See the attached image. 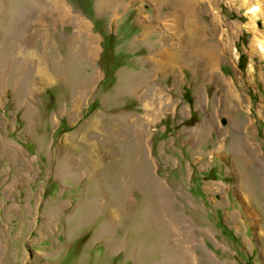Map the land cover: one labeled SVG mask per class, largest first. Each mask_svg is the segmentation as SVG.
<instances>
[{
	"label": "rangeland",
	"instance_id": "obj_1",
	"mask_svg": "<svg viewBox=\"0 0 264 264\" xmlns=\"http://www.w3.org/2000/svg\"><path fill=\"white\" fill-rule=\"evenodd\" d=\"M18 1L0 0V264H264L258 1L189 0L176 22L174 0H41L21 56L10 31L40 2Z\"/></svg>",
	"mask_w": 264,
	"mask_h": 264
},
{
	"label": "crops",
	"instance_id": "obj_2",
	"mask_svg": "<svg viewBox=\"0 0 264 264\" xmlns=\"http://www.w3.org/2000/svg\"><path fill=\"white\" fill-rule=\"evenodd\" d=\"M29 1H39L40 3H39V5L37 6V8H36V10H35V12L33 13V14H30V15H27V16H22L23 17V19H25V21L28 19V21H27V25L25 26V29L23 30L24 31V33L22 34V38L20 37V35H19V37L17 36V34H18V30L15 32V31H10V32H14L15 33V35L16 36H14V38H12L11 40H10V44H12L11 42H14V43H16V45H14L15 46V51H14V53L16 54V55H19V56H21V55H23V52L24 51H26L27 50V48L25 47L26 46V39H28L29 37H34L35 38V40H37V42H39V44H37V49L38 50H40V48L39 47H41V16H42V11H41V0H29ZM6 3H8V0H6ZM23 3H25L24 2V0H21V1H18L17 3H16V7L15 8H17V10H19V7L21 6V4H23ZM15 15H13V17H12V19H11V22H13V23H16V17H14ZM27 17V18H26ZM24 22V21H23ZM8 28H9V26H8ZM10 44H7L6 43V45H5V48H7V46L9 47V49H10ZM11 50H13V49H11ZM27 52H29V51H27ZM24 54H27V53H24ZM28 55L29 54H27L26 56H27V58H29V59H31V57H33V56H30V57H28ZM33 55V54H32ZM40 56V58H41V54L39 55ZM32 60V59H31ZM33 60H35V58L33 59ZM38 60V59H37ZM33 72H34V74H38L39 75V78H37L36 77V75H35V78L34 79H36L37 78V80H33L32 81V84L36 81V86H38L39 84H41V74H43L42 73V70H41V61L40 60H38V66L37 67H35L34 66V70H33ZM49 81H51V80H49ZM49 81H44V82H49ZM34 85V84H33ZM36 89H39L38 91L36 90ZM40 94L41 93V86H38V87H35L34 86V88L31 90V92L30 93H28V94H26V95H23L21 98H22V100L24 101V103L26 104V105H28L29 103H30V99L33 97V95H35V94ZM31 135V134H30Z\"/></svg>",
	"mask_w": 264,
	"mask_h": 264
},
{
	"label": "bare ground",
	"instance_id": "obj_3",
	"mask_svg": "<svg viewBox=\"0 0 264 264\" xmlns=\"http://www.w3.org/2000/svg\"><path fill=\"white\" fill-rule=\"evenodd\" d=\"M167 1H173V0H167ZM175 2V5H174V7H173V12H172V14L173 15H175V19H176V22H180V21H183V20H185L186 21V19L189 17V14L191 13V10L186 6V3L189 1V0H174ZM198 1V0H197ZM199 1H201V0H199ZM204 1V0H203ZM207 1V0H206ZM244 1V0H243ZM258 1V3L257 4H254L253 6V8L252 9H248V10H250V13H254L256 10H262L263 12H264V0H257ZM158 2V1H157ZM252 5H250V7H251ZM180 10V11H179ZM195 10V9H194ZM256 14V13H255ZM192 15V14H191ZM188 16V17H187ZM193 16V15H192ZM191 16V17H192ZM215 16V15H214ZM172 18V17H171ZM198 19V18H197ZM218 18H216V17H214V21L215 20H217ZM171 21V20H170ZM199 21V20H198ZM82 22V21H81ZM217 22V21H216ZM83 24V23H82ZM170 24H171V22H170ZM81 25V24H80ZM84 25V24H83ZM169 25V24H168ZM191 25V24H190ZM87 26V25H86ZM187 27V26H186ZM81 28V27H80ZM202 28L204 29V27L202 26ZM85 30V29H84ZM201 30V29H200ZM88 32V31H87ZM200 32V31H199ZM171 33V32H170ZM173 33V32H172ZM175 34V33H174ZM222 34V33H221ZM176 35V34H175ZM223 35V34H222ZM85 37H86V34L84 35ZM204 36H205V33H204ZM221 36V35H220ZM88 37V36H87ZM86 37V38H87ZM222 37V36H221ZM91 38V37H90ZM92 38H94V37H92ZM175 38V37H174ZM203 38V37H202ZM84 39V38H83ZM193 39H194V37H193ZM82 40V39H81ZM81 40H79V41H81ZM88 40V39H87ZM87 40H85V41H87ZM176 40H178V39H176ZM198 40V39H197ZM204 40V39H203ZM220 40V39H219ZM84 41V42H85ZM89 41V40H88ZM93 41V40H92ZM196 41V40H195ZM199 41V40H198ZM197 41V42H198ZM91 42V41H90ZM190 42V41H189ZM89 43V42H88ZM93 43V42H92ZM82 44V43H81ZM84 45V44H83ZM87 45V44H86ZM85 45V46H86ZM91 45V44H90ZM93 45H94V43H93ZM257 46H259L260 48H264V45H263V43H257ZM87 47V46H86ZM193 47V46H192ZM89 49H91V46H90V48ZM190 50V49H189ZM86 51H88L87 49H86ZM194 51H196L199 55H201V56H203V57H208L209 59H210V62H209V65L207 64L206 65V67L207 68H209L210 69V73H211V71H214V69H215V62L216 61H214L215 59H214V57H216V56H214L213 57V59H212V55H211V51H207L206 49H195ZM92 53H95V50H93V51H91ZM168 51H160V52H156L154 55H153V58H154V56H156V59H157V61L158 60H162L163 58L162 57H159L160 55H162V54H165V53H167ZM85 53V52H84ZM88 53V52H87ZM170 53V52H169ZM91 54V53H90ZM93 55V54H92ZM174 55H175V53H174ZM215 55V54H214ZM91 56V55H90ZM90 56H89V58H90ZM165 56V55H164ZM94 57V56H93ZM151 59V58H150ZM168 59V58H167ZM166 60V59H165ZM177 60V59H176ZM151 61V60H150ZM155 61V60H154ZM167 61V60H166ZM172 61H174V60H172ZM152 62V61H151ZM159 62V61H158ZM161 63H167V62H161ZM158 64V63H157ZM172 64V65H171ZM155 65V64H154ZM171 65V66H170ZM162 67V66H161ZM166 69H174L175 68V66H174V64L173 63H170V60L168 61V63H167V65H166V67H165ZM156 70V69H155ZM157 71H158V69H157ZM97 76V75H96ZM51 79V78H50ZM47 81H49V80H47ZM90 85V84H89ZM139 96V95H138ZM243 198V197H242Z\"/></svg>",
	"mask_w": 264,
	"mask_h": 264
},
{
	"label": "trees",
	"instance_id": "obj_4",
	"mask_svg": "<svg viewBox=\"0 0 264 264\" xmlns=\"http://www.w3.org/2000/svg\"><path fill=\"white\" fill-rule=\"evenodd\" d=\"M106 36V38H107V40H106V46H105V48H104V50H103V55H102V58H104L105 57V54H106V50H107V48H108V43H110L111 41V37H109L110 35L108 34V35H105ZM105 38V39H106ZM110 45V44H109Z\"/></svg>",
	"mask_w": 264,
	"mask_h": 264
}]
</instances>
